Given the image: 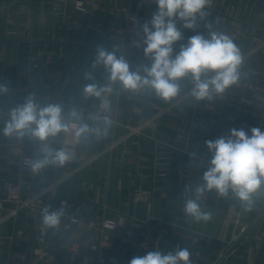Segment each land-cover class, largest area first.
<instances>
[{
  "label": "crops",
  "instance_id": "1",
  "mask_svg": "<svg viewBox=\"0 0 264 264\" xmlns=\"http://www.w3.org/2000/svg\"><path fill=\"white\" fill-rule=\"evenodd\" d=\"M122 1L100 0L97 7L86 14H74L65 0H0V83L7 84L9 88L6 94H0V130L4 127L8 109L22 104L29 94H33L38 103L59 102L65 111L78 106L86 122H91L97 113L104 115V104L108 105L111 93L105 94L103 103L98 98L85 99L82 94L84 85L92 82L84 74L91 70L97 46L103 45L109 51L114 50L115 46L127 56H132L138 49L135 63L151 64L149 59L142 56V48L135 46L134 38L138 37L139 24L150 20L157 6L154 0H138L132 13L135 0H128L125 7ZM120 12L126 14L130 44L117 36V32H121ZM206 25L232 38L244 58L239 82L214 100L259 117L261 111L253 106L261 108L262 105L256 100L261 101L263 98L257 91H263L260 85H264V77L258 75L263 69L261 66H264V0H212L206 8L204 19L198 18L194 30L183 28L182 22L177 21V27L184 36V40L177 43V50L180 44L193 35L208 37ZM94 75L98 84L107 83L102 68L96 69ZM256 79L260 82H255ZM192 87L189 80H184L180 95L170 101H164L154 93L132 96L130 93L118 92L109 116L113 124L110 146H106L105 135L94 137L92 156L89 157L91 137L77 142L70 125L68 133H61L48 141L53 149L67 150L70 159L63 167L50 165L38 174L22 172L20 161L22 158H35L33 154L38 151L39 143L25 137L21 140L23 153L16 154L10 148L17 140L5 137L0 131V261L5 258V264L116 263L118 258L103 260L101 249L108 248L111 254L122 243H128L138 248V252L131 253L133 258L151 251L149 242L154 239L155 250L158 251L165 252L166 247L187 248L191 253L190 258H193L192 264H221L223 261L224 264H264V200L260 210L251 215L247 224H243L238 236L234 235L236 224L228 219L226 209L221 210L219 215H212L207 222H196L188 216L185 221L187 229L196 223V232L201 237L187 236L176 232L175 228L159 225L160 220H165L175 226L180 220L177 213L184 212L180 203L185 202L190 195L187 193L188 197L182 196L186 193L185 187L198 185L199 168L207 167L208 160L197 154V151L208 153L205 141L212 139L195 133L197 128L207 130L197 123L198 119L217 124L211 118L221 116L234 122L232 126L236 129L246 131L251 128L243 127L241 121L260 125L259 122L207 101H196L189 95ZM121 96L126 98L121 99ZM231 98L239 101L236 103ZM243 102L250 103L252 107L245 106ZM145 107L159 110V113L145 110ZM164 114L169 117L165 118ZM117 117L135 122L137 127L124 126L116 122ZM217 125L226 130L232 129ZM121 128L126 130L123 136L120 135ZM148 128L153 130L152 134L146 133ZM158 133L183 142L186 147L158 139ZM134 135L139 136V142L153 141L154 147L165 146L167 152L172 154L170 180H153L152 190L145 192L137 188L131 193L120 188L116 208L112 209L117 148L132 142ZM140 152H152V149L139 145L136 153L124 148V153L133 154V159H124L123 163L138 164L139 169L144 168L139 162L147 159L140 157ZM106 155L110 156V160L104 201L100 203L103 158ZM88 165L91 166L89 182L79 185L78 174L86 170ZM184 166L189 167L188 181L183 175ZM122 174L132 175L137 174V171L122 169ZM142 178L152 179L153 175ZM10 184H17L20 199L30 202L13 216L10 210L14 205L7 202ZM122 184L132 186L135 182L121 179ZM85 185L88 187L85 188ZM154 190L162 192L154 193ZM123 196L148 203L146 223L136 219L135 208H130L127 214L121 212ZM157 199L162 201L164 214L159 219L153 217V201ZM169 202L175 205L168 206ZM46 207L50 211L64 209L65 214L58 228H47L42 224V211ZM209 208L202 207V210L209 212ZM168 210H174L175 215L167 216ZM118 217L120 220L116 222ZM127 220L131 221V227H138L140 232L125 231ZM106 221L117 224L113 230L117 236L114 244L108 242L110 235L104 231L103 224ZM146 229L150 230V237H145ZM70 242L71 247H68ZM127 250L124 249L123 254ZM239 250L246 252V256L237 254ZM96 253H99L98 257ZM235 257L240 261L235 260Z\"/></svg>",
  "mask_w": 264,
  "mask_h": 264
},
{
  "label": "clouds",
  "instance_id": "2",
  "mask_svg": "<svg viewBox=\"0 0 264 264\" xmlns=\"http://www.w3.org/2000/svg\"><path fill=\"white\" fill-rule=\"evenodd\" d=\"M157 8L151 19L139 24L137 48H142L144 56L151 61L150 66L132 62L118 48L109 51L98 45L91 70L85 78L91 83L84 85L85 99L98 98L103 103L105 94L113 87L120 93L155 94L164 101L178 97L182 82L189 80L193 87L189 95L196 101H211L222 96L240 80L243 55L240 48L228 35L213 31L210 25L208 37L196 34L185 43L177 21L183 28L194 30L197 20L204 19L206 8L212 0H154ZM139 23V22H138ZM119 53V54H118ZM103 69L107 83L98 84L94 71ZM9 91L7 84L0 83V94ZM105 109L107 105L104 104ZM112 120L108 115L95 114L91 122H86L78 106L65 111L59 102L38 103L29 94L22 104L11 107L4 120L2 134L5 137L22 140L30 137L40 147L34 153L31 171L38 174L50 165L63 167L70 159L64 148L53 149L50 138L68 133L70 125L74 136L81 139L106 135ZM209 153L208 164L198 185L186 186L190 193L183 205V211L194 221L207 222L212 213L204 211L199 203L205 192L215 191L221 197L231 195L245 211H251L264 194V130L253 127L232 128L228 135L205 141ZM64 209L42 211V224L56 229L61 224ZM187 248H176L173 252L149 251L143 256L133 257L130 264H192Z\"/></svg>",
  "mask_w": 264,
  "mask_h": 264
},
{
  "label": "water",
  "instance_id": "3",
  "mask_svg": "<svg viewBox=\"0 0 264 264\" xmlns=\"http://www.w3.org/2000/svg\"><path fill=\"white\" fill-rule=\"evenodd\" d=\"M128 4V0H123L122 1V6L125 7ZM138 4V0H135L131 9V12H135V8ZM119 19L121 20V32H117V36L124 38L126 44H130V35L128 32V26H127V21H126V14L124 12L119 13ZM139 37L134 38V42L138 40ZM138 56V49L135 50L134 54L132 56H128V58L132 62H136ZM143 57L144 54H142ZM264 64V62H262ZM260 87H264V85H260ZM249 90L253 91L252 89L249 88ZM118 91L113 87V90L109 96L108 99V105L107 109H105L104 115L110 116L112 106L115 102L116 95ZM259 95H263L261 91H257ZM132 96H137L136 93H130ZM126 96H121V99H125ZM234 102H238L239 100L236 98H231ZM134 100H131L133 102ZM207 101L211 105H215L219 108H223L226 111H229L233 114H237L241 117H245L247 119H252L255 122H260V117L258 116H252L249 113L244 112L243 110H239L238 107L236 106H230V105H224L219 101H215L214 99L211 101ZM258 103L261 104L260 100H256ZM245 106L252 107L250 103L248 102H243ZM258 111H261V108L259 106H253ZM145 110H153L154 113H159V110L152 109L151 107H145ZM164 117H169L168 114H164ZM171 120H175L173 117H170ZM116 122L122 123L124 126H130L132 128H136L137 124L135 122H130L128 120H122L120 117L116 118ZM177 122H180V120H177ZM198 124H202L207 130H202L201 128L195 129V133L201 134L205 137H208L212 140L218 138L217 134L215 133H220V134H229V130H226L222 127H219L217 124H213L210 121H202L201 119L197 120ZM211 130L212 132H209ZM112 132H113V124L108 128V131L106 133V146H110L111 142V137H112ZM126 133V130L124 128L120 129V135L123 136ZM146 133L152 134L153 130L151 128H148L146 130ZM158 139H162L164 141H168L172 144H176L177 146H180L182 148L186 147V144L183 142L176 141L174 138L169 137L167 135H162L161 133L157 134ZM93 140L94 137L90 138V152H89V157L92 156V146H93ZM139 145L147 148V149H152V152H140L139 156L142 158H145L147 160H142L139 162V165L144 167V168H138V164H124L123 160L124 159H133V154H128L124 153V148H129L133 152H138L139 151ZM192 151L194 152L195 149L192 148ZM197 154L204 156L207 160L210 158L208 153L203 152L202 150H198ZM171 157L172 154L167 152V148L165 146L161 147H154V142L153 141H141L139 142V136L134 135L132 136V142H128L125 144H121L117 148V155H116V162H115V174H114V182H113V189H112V203H111V208L115 209L116 208V201L118 198L119 190L123 191H128L131 193H134L137 188H140L142 192L145 191H151L152 190V183L154 181H169L170 180V162H171ZM104 163H103V170H102V178H101V191H100V197H99V202L102 203L104 201V191L106 187V178H107V173H108V162L110 160V156L106 155L103 158ZM91 169V166L88 165L86 167V170L80 171L79 172V185H82L84 182L88 184L90 175L89 171ZM122 169L128 170V171H137V174H122ZM189 167L184 166L183 168V175L185 177V180H189ZM206 170L205 167H200L199 168V183L202 180L203 172ZM153 178L151 179H143L142 176H152ZM124 181H134L135 185H128V184H122L120 185V180ZM88 185H85V188H87ZM162 190H154V193H160ZM211 195V197H210ZM182 196L188 197L187 193H183ZM259 202L253 207L251 211H245L244 208L240 206V203L231 195L227 197H221L217 195V193L213 190L211 192H205L203 196L201 197L199 203L201 205V208L206 209L207 207L209 208V212L212 213V215H219L221 210L226 209L229 213L228 219L231 222H234L236 224L235 232L234 235L238 236L240 234L241 228L243 224H247L249 220H251V215L253 213H256L260 210L263 200H264V194H261L258 197ZM122 202L124 206L121 209V212L123 214H127L130 208H135V217L136 219L146 223L147 220V211H148V203L146 202H136L134 197L130 196H123ZM185 202H181L180 206L183 207ZM174 202H169L168 206H174ZM163 211H162V201L157 199L153 201V217L155 218H161L163 217ZM167 216H174L175 211L174 210H168L166 212ZM177 216L180 218L175 223V226L173 225L172 222H166L165 220H160L159 225L166 227V228H175V231L184 234L187 236H194V237H201L200 234L196 232V227L197 224L194 223L192 225L191 229H187V223L185 222L186 219L188 218V215H186L184 212H178ZM120 217L116 219V222H119ZM125 231H132L134 233H139L140 229L138 227H131V221L127 220L126 226L124 228ZM104 231L108 233L110 236L108 238V242L114 244L117 241V236L113 234V230L110 228H104ZM145 237H150V230L146 229L144 232ZM70 242L68 244V247H71ZM149 247L151 248V251H156V240L151 239L149 242ZM124 249H128L125 254H123ZM246 249V248H245ZM67 248L64 249L66 251ZM175 248L173 247H166L165 248V253L167 252H173ZM102 256L101 258L105 261H109L111 258H118V261L116 263H109V264H129L131 258V253L132 252H138V248L136 246H131L128 243H122L117 249L113 250L110 254V251L108 248H102L101 249ZM237 254L246 256V252H242L239 250ZM99 253H96L95 256L98 257ZM134 257H139V255H135ZM78 259V257H76ZM193 263V258H190ZM237 261H240L238 257L234 258ZM68 260V258L66 259ZM61 263L64 262V260H60ZM242 263H244V260H242ZM0 264H5V258H2L0 261ZM88 264H98L96 262H88ZM224 264V261L221 263Z\"/></svg>",
  "mask_w": 264,
  "mask_h": 264
},
{
  "label": "built area",
  "instance_id": "4",
  "mask_svg": "<svg viewBox=\"0 0 264 264\" xmlns=\"http://www.w3.org/2000/svg\"><path fill=\"white\" fill-rule=\"evenodd\" d=\"M68 5L69 9L74 14H86L90 9L96 8L98 5V2L100 0H65ZM132 21H137L135 18H131ZM264 72V69H262ZM262 97L264 98V87ZM261 114H260V125L259 127L263 130L264 128V100H261ZM16 139V138H15ZM17 140V143L13 144L11 146V151L16 154H22V146H21V140ZM35 158H22L20 161V170L24 173H33L31 171V164L33 163ZM7 202L14 205V208L10 210V215H16L22 208L30 205V202H25L20 199L19 196V187L17 184H10L7 188ZM117 224L114 221H106L103 224V228H110L114 230L116 228ZM243 228V227H242ZM241 228V230H242Z\"/></svg>",
  "mask_w": 264,
  "mask_h": 264
},
{
  "label": "rangeland",
  "instance_id": "5",
  "mask_svg": "<svg viewBox=\"0 0 264 264\" xmlns=\"http://www.w3.org/2000/svg\"><path fill=\"white\" fill-rule=\"evenodd\" d=\"M262 51H263V49H262ZM261 67L264 69V66H261ZM260 71L263 72L262 69H260ZM261 72H258V75H261V76L264 77V73H261ZM254 81L257 82V83L260 82L259 79H256ZM262 100H264V98H262ZM211 120L213 122L217 123V124L222 125V126H226V127H229V128L230 127L235 128L234 126H232L233 124L235 125V123L234 122H231L229 118H225V117H221V116H215V117L213 116L211 118ZM240 123L242 124L243 127H247V128H253V127H257L258 126V125L254 124V123H251V122H248V121H245V120L244 121H241ZM263 130H264V128H263Z\"/></svg>",
  "mask_w": 264,
  "mask_h": 264
}]
</instances>
